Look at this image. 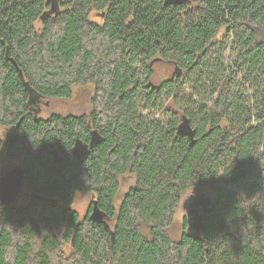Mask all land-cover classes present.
<instances>
[{
  "label": "trees",
  "instance_id": "1",
  "mask_svg": "<svg viewBox=\"0 0 264 264\" xmlns=\"http://www.w3.org/2000/svg\"><path fill=\"white\" fill-rule=\"evenodd\" d=\"M90 83V114L35 117ZM0 125L33 151L35 193L0 201V264H264V0H0ZM198 187L219 203L173 240ZM77 193L106 221L94 201L81 219Z\"/></svg>",
  "mask_w": 264,
  "mask_h": 264
},
{
  "label": "rangeland",
  "instance_id": "2",
  "mask_svg": "<svg viewBox=\"0 0 264 264\" xmlns=\"http://www.w3.org/2000/svg\"><path fill=\"white\" fill-rule=\"evenodd\" d=\"M92 20L103 23L102 17L98 16L97 13H93L90 17ZM38 27H41L40 23H37ZM227 55L228 52H227ZM227 60L229 58L227 57ZM174 68L166 63H158L154 68V81L161 83L165 79H168L173 75ZM95 94V86L93 83L90 84H76L73 86V94L69 98H40L39 101L35 100L37 106L34 105L35 110H39V116L46 119L51 113H56L59 115H83L84 113L90 112L92 107V98ZM147 115L148 112H145ZM6 130L4 126L0 125V136L6 145H3L0 150V178L8 170L22 166L23 161L26 157L30 156L33 151L23 142L18 143L17 135L13 134L12 127H7ZM18 145V153L12 155L8 152V148ZM121 188L118 195L117 205L119 206L124 195L129 191V189L134 186L135 177L133 175H125L121 177ZM33 195H32V193ZM34 191L24 184L22 191L18 199L13 203V206H27L31 200L34 198ZM52 202L59 201L57 198L50 199ZM91 194L77 193L73 208L80 214V218L83 219L89 211V207L92 201H95ZM219 203L218 195L215 191L207 187H198L190 189L183 196L181 204L175 214L174 222L169 228L170 236L173 240H180L183 232H188V234L194 236H200L202 233L201 228V217L206 216L210 209ZM209 210V211H208ZM188 219L192 222L188 228L185 229V220ZM114 226V222H110ZM66 253H70L71 245L67 244L64 247Z\"/></svg>",
  "mask_w": 264,
  "mask_h": 264
},
{
  "label": "water",
  "instance_id": "3",
  "mask_svg": "<svg viewBox=\"0 0 264 264\" xmlns=\"http://www.w3.org/2000/svg\"><path fill=\"white\" fill-rule=\"evenodd\" d=\"M53 153L55 159H57V152L53 151ZM24 184L25 171L22 166L8 170L0 178V201L5 205L15 202L18 199ZM91 217L98 221H106L103 212L98 210L97 200L94 201V208Z\"/></svg>",
  "mask_w": 264,
  "mask_h": 264
},
{
  "label": "flooded vegetation",
  "instance_id": "4",
  "mask_svg": "<svg viewBox=\"0 0 264 264\" xmlns=\"http://www.w3.org/2000/svg\"><path fill=\"white\" fill-rule=\"evenodd\" d=\"M32 110H33V113H34V115H35V117H39V118H42L41 116H39V110L37 109V110H35L34 108H31ZM91 112V111H90ZM90 112H88V113H84L83 115H86V114H90ZM53 115H56V113H51L46 119H49V118H51ZM59 115V114H58ZM83 115H75V116H83ZM65 116V115H64ZM4 128H6V130L8 129L7 127H5L4 126ZM13 134H15L16 135V133L15 132H13ZM95 134H96V131H93V136L95 137ZM18 137V136H17ZM19 142H21V140L19 139V137H18V143ZM3 145H6V142H3ZM3 145H2V147H3ZM82 146H83V148H81V147H76V149H75V154L77 155V156H82V153H83V151H84V149H87L88 148V144H86V143H82ZM90 147V146H89ZM7 148H8V152L9 153H11L12 155H16L17 153H18V145L15 143V145L13 146V147H11V148H9L8 146H7ZM27 158V157H26ZM25 158V159H26ZM25 159H24V161H25ZM24 161H23V164H24ZM22 164V165H23Z\"/></svg>",
  "mask_w": 264,
  "mask_h": 264
}]
</instances>
